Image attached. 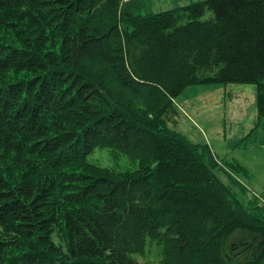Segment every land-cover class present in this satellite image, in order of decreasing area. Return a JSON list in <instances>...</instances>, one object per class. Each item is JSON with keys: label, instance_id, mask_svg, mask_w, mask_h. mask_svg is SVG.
<instances>
[{"label": "trees", "instance_id": "1", "mask_svg": "<svg viewBox=\"0 0 264 264\" xmlns=\"http://www.w3.org/2000/svg\"><path fill=\"white\" fill-rule=\"evenodd\" d=\"M144 5L0 0V264H264V191L168 122L187 87L245 82L242 140L264 127V0Z\"/></svg>", "mask_w": 264, "mask_h": 264}, {"label": "rangeland", "instance_id": "2", "mask_svg": "<svg viewBox=\"0 0 264 264\" xmlns=\"http://www.w3.org/2000/svg\"><path fill=\"white\" fill-rule=\"evenodd\" d=\"M195 1L199 0H145L142 12L167 10ZM211 15V10H207L202 19ZM175 105L176 110L168 116L170 127L193 142L209 144L223 162L239 161L248 173L236 171L235 178L253 192L264 191V127L257 128L245 142L242 140L257 122L256 84L192 85L175 98ZM89 159L103 166L116 164L122 170L132 166L123 156L114 158L109 148H97ZM161 257L156 244H147L145 253L136 256L146 264H160Z\"/></svg>", "mask_w": 264, "mask_h": 264}, {"label": "crops", "instance_id": "3", "mask_svg": "<svg viewBox=\"0 0 264 264\" xmlns=\"http://www.w3.org/2000/svg\"><path fill=\"white\" fill-rule=\"evenodd\" d=\"M263 186H264V184H263Z\"/></svg>", "mask_w": 264, "mask_h": 264}]
</instances>
